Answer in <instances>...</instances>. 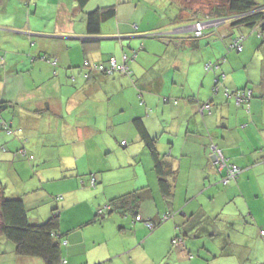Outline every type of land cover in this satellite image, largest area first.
I'll use <instances>...</instances> for the list:
<instances>
[{
  "label": "crops",
  "instance_id": "1",
  "mask_svg": "<svg viewBox=\"0 0 264 264\" xmlns=\"http://www.w3.org/2000/svg\"><path fill=\"white\" fill-rule=\"evenodd\" d=\"M188 1L89 0L80 7L76 0H0V101L14 105L2 116L22 130L0 133V160L11 166H0L8 172L0 170V188L7 197H25L32 223L57 207L69 264H230L231 255L238 264H264V219L245 223L253 234L244 246L226 234L242 231L249 211L264 215V41L227 24L198 40L173 33L192 24L199 6ZM256 2L264 9V0ZM110 6L116 17L91 34L89 14ZM242 35L243 52L228 55L226 45ZM111 54L119 63L136 56L127 63L132 76L87 80L84 61L105 62ZM218 62L226 78L215 92L216 74L205 66ZM246 88L254 91L248 111L233 96ZM207 102L212 113L202 114L199 104ZM147 136L169 166L170 195L160 186ZM20 140L33 160L13 156ZM212 142L244 169L237 181L220 179ZM135 194L138 209L128 210L142 220L123 216L118 204L115 213L107 208ZM177 236L182 245L173 244ZM0 264L46 263L18 256L0 237Z\"/></svg>",
  "mask_w": 264,
  "mask_h": 264
},
{
  "label": "trees",
  "instance_id": "2",
  "mask_svg": "<svg viewBox=\"0 0 264 264\" xmlns=\"http://www.w3.org/2000/svg\"><path fill=\"white\" fill-rule=\"evenodd\" d=\"M80 7L84 6L89 0H76ZM194 1V0H193ZM194 1L199 7L195 9L194 18L192 24L196 23H210L222 21L221 25L227 24L231 29L234 27H246L251 30L255 38L264 41V9L257 4L256 0H196ZM201 4V6H200ZM192 8V7H190ZM117 15V9L115 6L99 8L95 12H92L88 16V30L91 34H99L101 30V25L103 22H106L110 19L115 18ZM217 25L214 27H208L203 32L202 36H196L194 33H191L195 40L201 39L205 36L206 31L209 29H214L220 27ZM188 25L178 26V27H187ZM176 27V28H178ZM224 36L223 38H225ZM245 36L234 37L229 44L226 45V52L240 54L243 52ZM238 45L242 46V50L237 51ZM114 54V53H113ZM115 55V54H114ZM111 54V57L105 62H90L88 60L84 61L83 69L85 70V78L88 80L93 75L98 74L104 77H113L115 75H126L128 77L132 76V71L127 68V63L136 59V56L125 57L126 60L123 63H119L117 57ZM44 59V58H43ZM227 55L223 56L220 60L221 63L226 62ZM48 61L49 59H45ZM115 62L116 66L113 67L112 63ZM220 62L216 64H208L205 66V71L207 73H215L214 77V91L218 92L219 88L223 86L226 75L220 72ZM50 64H53L54 61H50ZM57 63V62H56ZM56 63H54L56 65ZM220 72V73H219ZM227 91V90H226ZM227 96H230L228 91L226 92ZM236 105L239 107H244L247 111L250 109V104L254 98V91L251 88H246L244 90H238L233 94ZM14 109V105L7 104L0 101V133L8 136H17L21 133L22 130L16 129L11 121L6 120L2 116L6 110ZM199 111L202 114L212 113V104L210 102L199 104ZM13 114V112H12ZM140 123V124H139ZM141 134L146 137V129L144 124L138 122ZM19 133V134H18ZM148 137V145L150 149V154L152 155L155 162V169L160 176V186L163 190V193L166 195L171 194V185L169 184L166 176L167 171L165 168L169 167L165 164L159 156V153L154 146V141ZM21 142V149L18 150L15 158H21V160H33L32 156H29L26 147L23 145V140ZM216 146L218 150L221 151L222 158L226 161L227 166H224L223 169L220 168L225 161H219L215 167L219 170L218 173L221 175V180L224 183V179L228 177V170L236 169V173L230 178L227 183L235 182L242 175L244 169L235 165L234 163L228 161L225 152L223 149L211 143L210 148ZM0 148H4L1 146ZM4 150V149H3ZM213 156V151L211 150V158ZM224 162V163H223ZM165 177V178H164ZM1 186V185H0ZM4 188H0L1 198H0V237L5 238L6 240L12 242L16 247V254L20 257H32L39 258L43 260L46 264H69L68 258L63 254V247L68 245L66 239L59 234L60 231V217L57 207L52 210L51 216L37 224L31 222V217L33 216V210L27 207L25 197L10 198L5 196ZM140 197L135 194L129 196V198H120L111 201L107 206L111 212H117L115 206L118 204L119 208L122 209L120 214L123 216L132 215L137 218H142L139 216L137 210L132 209V212H129V204H133L135 209H138V204ZM104 217V212L101 210L97 218ZM142 220V219H141ZM165 218L161 219V222L165 221ZM97 221L95 219L93 222ZM151 225L150 230H155L157 228L156 224L153 222H146ZM259 233L264 236V231H259ZM260 235V236H261ZM184 238L177 236L172 241L175 246L182 245Z\"/></svg>",
  "mask_w": 264,
  "mask_h": 264
},
{
  "label": "rangeland",
  "instance_id": "3",
  "mask_svg": "<svg viewBox=\"0 0 264 264\" xmlns=\"http://www.w3.org/2000/svg\"><path fill=\"white\" fill-rule=\"evenodd\" d=\"M187 1V0H186ZM190 1V0H189ZM188 1V2H189ZM203 1V0H202ZM13 156L15 157L16 156V154H18V151L17 150H15L13 153ZM17 161H21V158H18V159H16ZM9 162V161H8ZM7 162V164L6 163H4V162H2V160H0V166H2V165H5V166H8V167H11L10 166V163H8ZM1 170V174L2 175H6L8 172L7 171H5V170H3V169H0ZM8 175V174H7ZM0 181H1V177H0ZM260 200V199H259ZM263 204V206H264V203H262ZM231 207H233V206H231ZM248 212V211H247ZM253 212H254V210H253ZM229 213H231V212H229ZM250 211L247 213V214H245L244 215V217L247 219V222L242 218V220H241V224H242V226H239L240 228H242L241 230L242 231H240V232H238V230H230L229 231V233H226V234H228V235H230L231 236V238L233 239V243H237V242H239V244L240 245H243L244 246V244H246V241H245V238H246V236H249V235H252L253 234V229L252 228H247V229H244L243 230V228H245V226H246V224L245 223H247L248 224V226H253V225H255V223H254V220L255 221H257L258 223H261L262 224V220L260 221V220H258V219H264V215H262V214H260L259 213V215L260 216H258V217H255L254 215H253V217H251L250 216ZM253 218V219H252ZM246 235V236H245ZM251 244H252V242H250ZM230 247H231V245H230ZM238 248H240L239 246H235V247H232V250H233V252H237V249ZM147 253L149 254V255H151V256H153V255H155V251L153 250V249H148L147 250ZM231 254H235V253H231ZM227 262L228 263H230V264H238L237 263V256L236 255H231V256H229L228 257V260H227Z\"/></svg>",
  "mask_w": 264,
  "mask_h": 264
},
{
  "label": "built area",
  "instance_id": "4",
  "mask_svg": "<svg viewBox=\"0 0 264 264\" xmlns=\"http://www.w3.org/2000/svg\"><path fill=\"white\" fill-rule=\"evenodd\" d=\"M221 23H222V21L210 22V23H196L190 28V31L192 33H194L196 36H201V35H203V32L207 27H214L217 25H221ZM241 50H242V46L238 45L237 51L240 52ZM112 65H113V67H115L116 63L113 62ZM211 150L213 151L212 162L214 165H217L219 161H225L222 158L221 151L218 150L216 146H212ZM224 166H227L226 161L224 164H222V166L220 168L223 169ZM235 171H236L235 168L232 170L231 169L228 170V177H226V179H224V183H227L230 180V178L236 173ZM92 183H94V179L92 180ZM137 220H141V218H137ZM146 225L149 228H151V225L149 223H146Z\"/></svg>",
  "mask_w": 264,
  "mask_h": 264
},
{
  "label": "clouds",
  "instance_id": "5",
  "mask_svg": "<svg viewBox=\"0 0 264 264\" xmlns=\"http://www.w3.org/2000/svg\"><path fill=\"white\" fill-rule=\"evenodd\" d=\"M208 23V22H207ZM193 25H190V26H187V27H178V28H175L174 30H173V33H175V34H185L186 32H188V33H192L191 31H190V28L192 27ZM208 28V27H207ZM205 31V30H204ZM202 36V35H201ZM212 159V158H211Z\"/></svg>",
  "mask_w": 264,
  "mask_h": 264
},
{
  "label": "water",
  "instance_id": "6",
  "mask_svg": "<svg viewBox=\"0 0 264 264\" xmlns=\"http://www.w3.org/2000/svg\"><path fill=\"white\" fill-rule=\"evenodd\" d=\"M175 31V30H174Z\"/></svg>",
  "mask_w": 264,
  "mask_h": 264
}]
</instances>
